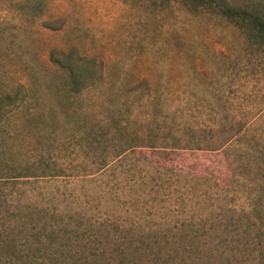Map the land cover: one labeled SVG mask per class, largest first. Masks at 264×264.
Instances as JSON below:
<instances>
[{
	"label": "rangeland",
	"instance_id": "obj_1",
	"mask_svg": "<svg viewBox=\"0 0 264 264\" xmlns=\"http://www.w3.org/2000/svg\"><path fill=\"white\" fill-rule=\"evenodd\" d=\"M224 2L0 0V264H264V47Z\"/></svg>",
	"mask_w": 264,
	"mask_h": 264
},
{
	"label": "trees",
	"instance_id": "obj_2",
	"mask_svg": "<svg viewBox=\"0 0 264 264\" xmlns=\"http://www.w3.org/2000/svg\"><path fill=\"white\" fill-rule=\"evenodd\" d=\"M222 1L224 2V0ZM211 2H213V0H209V3ZM222 7L223 14L226 17H230L233 21L238 23L241 22L248 24L251 32L254 33L256 38H259L257 39L259 43L256 45L264 47V17L262 15L241 8L236 9L230 6L227 2L222 3ZM238 23H234L233 26L235 29H239L240 25ZM70 74L71 77L75 76L73 73ZM81 87L82 84L80 82L71 79V85L68 86L65 93L67 95H73L74 93L79 92ZM16 253L17 255L13 258L8 257L4 258V260L10 264H67L54 256L55 252L50 246L40 248L38 246H31L30 244L24 243L18 245V248L16 247ZM39 257L40 259L38 260ZM13 259H16V261L12 262ZM80 264H90V260L84 258V261Z\"/></svg>",
	"mask_w": 264,
	"mask_h": 264
}]
</instances>
